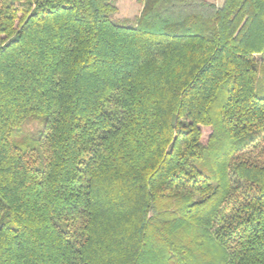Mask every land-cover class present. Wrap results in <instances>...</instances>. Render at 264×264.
I'll return each instance as SVG.
<instances>
[{"label": "trees", "instance_id": "obj_1", "mask_svg": "<svg viewBox=\"0 0 264 264\" xmlns=\"http://www.w3.org/2000/svg\"><path fill=\"white\" fill-rule=\"evenodd\" d=\"M115 12L0 0V264H264V0Z\"/></svg>", "mask_w": 264, "mask_h": 264}, {"label": "rangeland", "instance_id": "obj_2", "mask_svg": "<svg viewBox=\"0 0 264 264\" xmlns=\"http://www.w3.org/2000/svg\"><path fill=\"white\" fill-rule=\"evenodd\" d=\"M217 5H220L223 0H209ZM116 12L112 15V20L115 23L130 25L133 23L135 17L139 14L142 7V0H115ZM264 79L261 75L256 80V91L258 95L263 94ZM47 121L45 114H29L26 116L20 124L15 126L12 131V142L20 148L32 147L37 155V160L34 163L39 167L42 163V157L38 150L37 144L40 139V135L44 129ZM202 138L204 142L210 133V128L206 126L201 127ZM239 190L244 188L242 182L239 183Z\"/></svg>", "mask_w": 264, "mask_h": 264}]
</instances>
